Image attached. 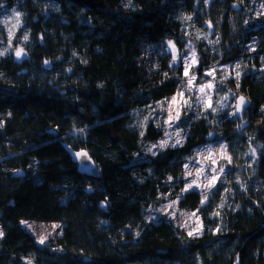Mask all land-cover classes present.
I'll return each mask as SVG.
<instances>
[{"label":"trees","instance_id":"trees-1","mask_svg":"<svg viewBox=\"0 0 264 264\" xmlns=\"http://www.w3.org/2000/svg\"><path fill=\"white\" fill-rule=\"evenodd\" d=\"M169 42L194 45L190 71L216 65L217 83L183 102L181 143L151 153L162 122L136 115L186 80ZM0 53V264H264V0H0ZM223 96L247 100L241 116ZM212 139L230 170L184 192L183 164ZM170 200L195 233L160 214ZM22 221L62 231L40 244Z\"/></svg>","mask_w":264,"mask_h":264},{"label":"rangeland","instance_id":"rangeland-1","mask_svg":"<svg viewBox=\"0 0 264 264\" xmlns=\"http://www.w3.org/2000/svg\"><path fill=\"white\" fill-rule=\"evenodd\" d=\"M18 49L21 50L20 48ZM18 49L14 51V55ZM168 49L171 51L173 56L175 55V60L173 59V56L171 58L174 65L182 66V76L185 77L186 80L184 82V87L179 92L172 94L168 99L157 103L152 108L150 107L146 113L136 115V121L142 125L148 113L157 121L162 122L161 126L163 130V136L160 140L150 146L149 152L151 153H155L161 148L167 146H176L181 143V133L180 130L175 127V125L177 122V113L180 115L183 102L191 101L194 106H197L202 101L204 102V105L209 103L211 100V95L215 92L214 86L217 83L216 77L218 76V68L216 65L209 70H205L202 77L194 75V73L190 71L193 66H196L194 45L189 44L185 51L181 52V50L178 49L173 42H171V45L169 44L167 47V50ZM186 70L188 72L187 76H185ZM221 73L223 74L222 71ZM192 77H195V79L192 81V84L189 85L188 80ZM209 84H211L212 87H208ZM201 88L204 89L203 92L200 91ZM180 93H183V96H181ZM174 96L176 97L175 103L172 102V98ZM235 101L231 104L229 97L223 96L218 102V105L225 108H228L231 105L232 112L234 113ZM170 116L172 117L171 120L169 119ZM240 123L241 122H239V124ZM177 140H179V143H177ZM164 142H166V144L162 147L161 145ZM251 155L252 153H248L247 159H244L245 166L241 167L243 168L244 173H246V168L250 163ZM231 163H233V161L227 152L224 142L213 139L210 140L196 149V151L183 164V191H203L212 188L218 179H221L222 176L227 175L228 171L230 170L228 166ZM221 169H223V171H221ZM213 177H215L214 180ZM193 181H195V183H193ZM239 182L242 183L241 181ZM189 185H191V187H189ZM242 185L243 184H239V187ZM159 212L160 214H166L168 218L172 217L178 222L180 227H183L188 233L193 234L195 233V230H198L199 221L195 215L193 213L179 209L173 200L163 204L160 207ZM21 225L32 236H34L36 241L40 244L41 238H43V243H45L49 239L57 238L62 231L61 224L56 222L22 221Z\"/></svg>","mask_w":264,"mask_h":264},{"label":"water","instance_id":"water-1","mask_svg":"<svg viewBox=\"0 0 264 264\" xmlns=\"http://www.w3.org/2000/svg\"><path fill=\"white\" fill-rule=\"evenodd\" d=\"M189 44H186L184 48L186 49ZM15 60L21 61L24 57V53L21 51L20 56L18 57L15 54ZM248 102L243 96H239L235 101V114L236 116H241ZM63 149L69 155L70 160L77 166V170L79 173L84 174L86 176L96 177L98 175L97 166L95 161L90 157L89 153L85 149L73 150L66 143H61ZM24 173L21 171H17L14 175H23Z\"/></svg>","mask_w":264,"mask_h":264},{"label":"snow or ice","instance_id":"snow-or-ice-1","mask_svg":"<svg viewBox=\"0 0 264 264\" xmlns=\"http://www.w3.org/2000/svg\"><path fill=\"white\" fill-rule=\"evenodd\" d=\"M19 15H20V14H19L18 12H15V11L13 12V16H14L15 18H17V23H19V20H18ZM24 39L27 40L28 37L25 35V36H24ZM169 44L171 45V42H169ZM21 51H22V50H19V49L17 50L16 55H17L18 57L20 56ZM2 54H3V53H0V55H2ZM173 59L175 60V55L173 56ZM187 75H188V72H187V70H186V71H185V76H187ZM237 75H239V74H237ZM194 79H195V77L190 78V79L188 80V84L191 85V84H192V81H193ZM208 87H212V85L209 84ZM203 90H204L203 88L200 89L201 92H203ZM180 95L183 96V93H180ZM172 102H173V103L176 102V97H175V96L172 98ZM185 103H187V101H185ZM178 117H179V113H177V118H178ZM169 119L171 120L172 117L170 116ZM177 143H179V140H177ZM165 144H166V142L162 143L161 146L163 147V146H165ZM221 171H223V169H221ZM189 174H190V173H189ZM214 179H215V177H213V180H214ZM193 183H195V181H193ZM189 187H191V185H189ZM190 234H191V233H190ZM0 235H3V233H0ZM40 242L43 243V238H41V241H40Z\"/></svg>","mask_w":264,"mask_h":264}]
</instances>
